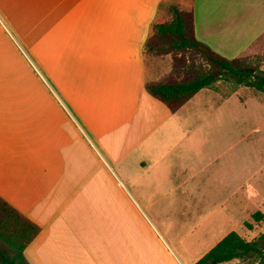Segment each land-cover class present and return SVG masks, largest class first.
I'll use <instances>...</instances> for the list:
<instances>
[{
    "label": "crops",
    "instance_id": "1",
    "mask_svg": "<svg viewBox=\"0 0 264 264\" xmlns=\"http://www.w3.org/2000/svg\"><path fill=\"white\" fill-rule=\"evenodd\" d=\"M171 7L226 58L264 34V0H0V197L39 227L23 264H159L130 249L129 210L210 234L257 208L264 157L243 169L241 124L262 135L264 104L209 86L171 112L145 90L170 69L145 43Z\"/></svg>",
    "mask_w": 264,
    "mask_h": 264
},
{
    "label": "trees",
    "instance_id": "2",
    "mask_svg": "<svg viewBox=\"0 0 264 264\" xmlns=\"http://www.w3.org/2000/svg\"><path fill=\"white\" fill-rule=\"evenodd\" d=\"M170 18L151 24L145 51L151 57L170 54V69L157 81L145 83L146 92L176 111L199 90L220 79H233L236 84L264 94V70L252 65L245 57L226 58L197 40L193 30L192 11L171 7ZM207 64L202 69L197 61ZM259 219V213L253 215ZM39 232V227L0 197V240L12 252H0V264H23L25 247ZM255 257L264 264V228L252 241H245L230 231L193 264H219L232 259Z\"/></svg>",
    "mask_w": 264,
    "mask_h": 264
},
{
    "label": "rangeland",
    "instance_id": "3",
    "mask_svg": "<svg viewBox=\"0 0 264 264\" xmlns=\"http://www.w3.org/2000/svg\"><path fill=\"white\" fill-rule=\"evenodd\" d=\"M169 16L165 19L168 20ZM164 20V21H165ZM2 22V21H1ZM3 24V23H2ZM8 30V28H7ZM20 46V45H19ZM21 54L27 59L29 62L30 57H28L27 53L22 47H19ZM168 57L170 61V54L165 55ZM164 57V56H157ZM237 57H245L252 65L257 66L259 69L264 70V34L257 39V42L252 43L249 47L239 56ZM31 62V61H30ZM200 65H202V69L207 68V64L203 60L197 61ZM30 65V64H29ZM34 68V66H33ZM40 75V74H39ZM210 87H213L216 90H219L222 94L229 95L232 92H236L240 97L243 98H254L259 102L264 104V94L256 91L252 88L243 86L241 84H236L233 82V79H220ZM242 120V142L241 148L243 153V159L241 161V165L243 169L245 168V154H249L253 149L257 150L258 153H262L259 155L260 158L264 157V128L263 133L256 134L254 133V129L252 128L253 119L249 118L247 114H243ZM252 148V150H251ZM259 192L261 198H258L257 208H248L246 210H242L241 217H237L234 219H230L229 222L218 223L215 224V228L211 230L214 233L208 234L207 231L209 224L198 221L201 218L197 219L196 223L192 222H162V223H153L148 216L147 221L150 223L151 228H146L143 223L136 218L132 210H129L130 217V249L131 250H139L143 247V241L145 242L144 246L148 245V251L150 253L155 251L157 256H159V264H173L170 260H168L165 256L166 252L159 251L158 255V245L156 244L155 239H163V241L171 246V250L174 253V256L178 259L182 264H190L192 261L200 258L204 248L208 243H211L212 240L218 236L222 231L226 230V232L234 231L245 241L249 242L255 240L262 234L264 228V182L258 184ZM255 213H259V219L253 217ZM176 219H181L180 216L175 215ZM145 219V218H143ZM165 219V218H163ZM171 219V218H168ZM173 219V217H172ZM183 219V218H182ZM148 226V225H147ZM154 235V237L152 236ZM207 235L208 238H205ZM210 238V239H209ZM159 241V240H158ZM130 250V251H131ZM0 252L3 254L12 253L8 247L0 240ZM165 253V254H164ZM114 263H121V261H117V257H115ZM127 257H125L126 261ZM141 263H144V257H140ZM127 263V262H125ZM257 259L255 257H247L244 259H232L231 261L223 264H256Z\"/></svg>",
    "mask_w": 264,
    "mask_h": 264
},
{
    "label": "built area",
    "instance_id": "4",
    "mask_svg": "<svg viewBox=\"0 0 264 264\" xmlns=\"http://www.w3.org/2000/svg\"><path fill=\"white\" fill-rule=\"evenodd\" d=\"M2 26L4 27L5 25L4 24H2ZM5 28V27H4ZM231 261V260H230ZM227 262H229V261H227ZM227 262H222V263H219V264H223V263H227Z\"/></svg>",
    "mask_w": 264,
    "mask_h": 264
}]
</instances>
